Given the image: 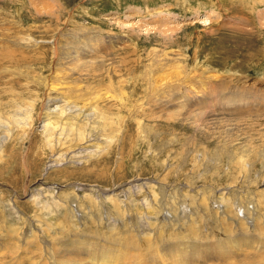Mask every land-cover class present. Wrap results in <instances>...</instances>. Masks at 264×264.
I'll use <instances>...</instances> for the list:
<instances>
[{
	"label": "rangeland",
	"instance_id": "1",
	"mask_svg": "<svg viewBox=\"0 0 264 264\" xmlns=\"http://www.w3.org/2000/svg\"><path fill=\"white\" fill-rule=\"evenodd\" d=\"M169 241L264 264V0H0V264Z\"/></svg>",
	"mask_w": 264,
	"mask_h": 264
},
{
	"label": "bare ground",
	"instance_id": "2",
	"mask_svg": "<svg viewBox=\"0 0 264 264\" xmlns=\"http://www.w3.org/2000/svg\"><path fill=\"white\" fill-rule=\"evenodd\" d=\"M75 101V100H74ZM47 103V102H46ZM73 103V101H72ZM49 102L46 104L45 106V111L44 114H46V116L48 117L49 115V111H48V105ZM82 108V107H81ZM79 108V109H81ZM45 119V122L48 121ZM61 117V113H58V115L56 114L55 118L56 121L60 120ZM74 117V115H70V117L63 119L62 121L64 122H59L61 126L64 125H69L71 123V119ZM58 122V121H57ZM69 123V124H67ZM67 127V126H66ZM45 128H48L49 133H51L54 129L52 128V126H50L48 123H45ZM66 129H68L67 131H69V129H72V127H67ZM90 131H93V127L90 128ZM81 138V137H80ZM79 138V139H80ZM77 142H78V138H77ZM56 159L52 160L51 164L49 165V167L52 166H56ZM176 240V239H174ZM235 242V241H234ZM234 242H226L223 245L220 246H214V245H207V246H203L200 247L198 245H194V244H190V245H183V244H175V243H171L170 241L168 242L171 243V245L169 246V249H167V251L162 252L160 251V255L156 252L153 251L152 254H150L149 249H148V253H145V255H150L148 256V258L146 259L145 257L141 258H137L139 260L138 263L135 264H196V262L198 261V259L200 257H205L207 259H221V258H225V257H230V254H233L230 250H227L228 248H231L233 245L232 243ZM49 244V243H48ZM78 245L77 250L79 249L78 252H86L85 250L88 249L89 247V243L85 242H78L77 240H73L71 243V248H73V245ZM214 246V247H213ZM148 247V246H147ZM136 248H140V245H138ZM125 249V248H123ZM165 249V248H164ZM207 249H218L217 251H214L212 253H210V255H208V253H205L204 250ZM213 251V250H211ZM128 253L127 252H115L113 254L111 253H106V251H100L96 254H94V256H92L89 261H87V264H132L129 261V258H127ZM131 256V254H129V257ZM135 256V255H134ZM69 259V258H67ZM71 259V258H70ZM69 260H67V263L64 264H70L68 263ZM228 261V260H227ZM86 263V262H85ZM78 264V262H77Z\"/></svg>",
	"mask_w": 264,
	"mask_h": 264
}]
</instances>
